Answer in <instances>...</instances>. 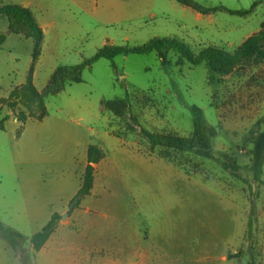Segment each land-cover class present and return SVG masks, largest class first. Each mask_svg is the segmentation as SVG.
<instances>
[{
	"label": "rangeland",
	"instance_id": "rangeland-1",
	"mask_svg": "<svg viewBox=\"0 0 264 264\" xmlns=\"http://www.w3.org/2000/svg\"><path fill=\"white\" fill-rule=\"evenodd\" d=\"M192 1L208 12L177 0H0V5L28 6L42 26L41 51L33 66V81L41 91L55 69L80 64L104 44L135 47L152 37H168L183 42L195 57L207 46L231 54L264 22V0ZM28 31L23 23L10 25L0 13V100L26 80L34 47ZM177 57L173 50L167 52L165 63L156 50L100 57L82 69L80 81L45 94L49 116L62 115L76 100L79 112L73 116L93 113L94 119L85 125L95 131L94 141L100 134L113 140L105 145L113 159L117 152V162L94 167L96 188L102 193L109 188L105 184L109 177L117 178L126 184L127 196L124 200L106 193L95 196L89 216H98L99 203L118 213L120 203L121 212L129 215L126 227L137 228L142 236L141 254L150 256L142 257L140 264H264V160L261 179L255 180L250 170L252 140H245L256 121L261 120L256 132L264 129V62H246L221 75L211 72L205 61L177 64ZM126 91L124 115L101 105L102 100L124 99ZM1 101L5 110L6 102ZM194 105L201 109L218 160L152 145L142 134L141 128H146L190 136ZM22 108L18 104L16 112L11 110L15 114ZM4 124L0 221L27 239L18 254L0 236V264H23V259L31 264L34 252L28 238L39 224L22 216V198L14 181V162L23 154L24 135L16 133L13 119ZM37 125L28 121L27 140L33 138ZM231 162L240 165L239 172L248 182L224 167ZM75 209L65 210L72 220L81 217ZM116 219L119 223L118 214ZM112 228L118 231L111 237L112 247L119 253L121 227Z\"/></svg>",
	"mask_w": 264,
	"mask_h": 264
},
{
	"label": "crops",
	"instance_id": "crops-1",
	"mask_svg": "<svg viewBox=\"0 0 264 264\" xmlns=\"http://www.w3.org/2000/svg\"><path fill=\"white\" fill-rule=\"evenodd\" d=\"M0 107V112H4L0 120L6 116L0 130L5 128L4 122L11 118L17 122L16 133L24 135L21 141L23 154L14 162L16 169L14 181L22 198L20 206L24 214L22 216L29 217L32 224H39L38 229H35L37 231L47 223L54 212L61 215L46 242L38 251H32L34 253L31 264H140L142 257L149 259L148 252L143 251L142 254L140 252L142 236L137 228L129 230L126 227L129 215L121 212L120 203L118 213L112 209L102 208L99 203L98 216L96 214L89 216L95 196L106 193L112 199L115 195L123 196L122 200L127 196L126 184L123 186V182L117 178L109 177L105 183L109 188L102 193L101 189L96 188L97 182L93 179L90 192L81 199L74 210L77 216L81 217L72 220L67 212V216L62 218L70 200L81 186L87 165L88 145L95 143L105 152L104 157L94 163V167L100 164L112 166L117 162V152L113 159L105 145L113 140L110 137L103 138L100 134L99 140L94 141L92 136L95 131L85 125L86 120L94 119L91 110L87 111L85 117L73 116L79 112V108L78 101L72 100L62 115L51 117L47 112L40 120L28 118L22 122L17 119L11 108L5 106L4 110L2 103ZM58 109L62 112L61 107ZM30 120L38 123L33 140H27V123ZM117 214L119 223L116 219ZM118 224L121 227L119 253L112 247L111 239L118 233L116 230L117 233L113 232L112 226Z\"/></svg>",
	"mask_w": 264,
	"mask_h": 264
},
{
	"label": "trees",
	"instance_id": "trees-1",
	"mask_svg": "<svg viewBox=\"0 0 264 264\" xmlns=\"http://www.w3.org/2000/svg\"><path fill=\"white\" fill-rule=\"evenodd\" d=\"M177 1L194 8L199 12H208V9L203 8L192 0ZM0 13L5 14L8 17L10 25L19 23L25 24L29 29L27 35L34 39L31 66L25 82L13 88L8 97L1 99L15 112L17 111L16 106L18 104L23 106L22 109L15 113L17 119L22 122L28 118L42 119L48 112L44 101L45 94L58 93L61 91L64 84L80 81L82 69L100 57L112 59L119 53H143L150 50H156L161 61L165 63L167 61V52L173 50L178 54L176 59L177 64H183L185 60L194 64L199 61H205L211 72L221 75L230 73L236 66H240L246 62H264V22H262L260 28L246 37L238 45L236 51L231 54H225L216 47L207 46L201 49L198 57H195L194 53L191 52L183 42L168 37H152L144 44L135 47L111 46V44H104L93 56L85 58L80 64L69 68L61 66L55 69L51 75L50 82L40 91L33 81V66L41 51V42L43 39L42 27L37 23L28 6L20 4H1ZM68 70H70V72ZM72 72L74 73L73 77L68 78V74ZM127 98L128 92L126 91L124 99L116 98L102 100L101 105L105 109L114 112L116 115L122 116L124 115L123 108ZM1 100L0 102L2 103ZM192 112L194 118L193 130L190 136L155 133L146 128H141L142 134L152 145H164L177 150L194 151L201 156L218 160L217 156H215L212 151L210 134L201 114V109L194 105L192 106ZM5 117L3 119H5ZM3 119L0 120V128L3 127ZM260 123L261 120L256 121L254 127L258 126ZM254 127L249 129L248 134L245 136V140H252L250 170L252 171L253 178L255 180H260L264 160V129L256 132ZM20 130L21 127L19 128V131ZM104 155L105 152L97 144L90 143L88 145L87 165L83 174L82 183L75 196L69 202L70 208L77 207L81 199L90 192L94 179V163L98 162L104 157ZM224 167L229 168L231 173L240 180L248 182L246 178L241 176L239 172L240 165L236 162H231L229 164L224 163ZM250 203L251 213H254L255 203L253 199H251ZM60 217L61 215L58 212H54L41 229L35 231L29 236L28 241L34 251H38L46 242L51 232L56 228ZM0 236L6 239L18 254L23 249L22 242L27 239V237L19 230L10 225H5L1 221ZM23 264H30V262L27 259H23Z\"/></svg>",
	"mask_w": 264,
	"mask_h": 264
},
{
	"label": "water",
	"instance_id": "water-1",
	"mask_svg": "<svg viewBox=\"0 0 264 264\" xmlns=\"http://www.w3.org/2000/svg\"><path fill=\"white\" fill-rule=\"evenodd\" d=\"M67 216V212L62 215V218H65Z\"/></svg>",
	"mask_w": 264,
	"mask_h": 264
}]
</instances>
